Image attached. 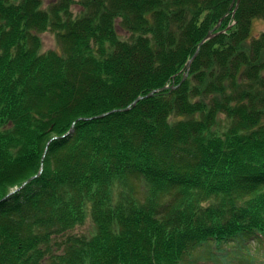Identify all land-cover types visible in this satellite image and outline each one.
Returning <instances> with one entry per match:
<instances>
[{
	"label": "trees",
	"instance_id": "obj_1",
	"mask_svg": "<svg viewBox=\"0 0 264 264\" xmlns=\"http://www.w3.org/2000/svg\"><path fill=\"white\" fill-rule=\"evenodd\" d=\"M235 1L0 0V264L264 256V0Z\"/></svg>",
	"mask_w": 264,
	"mask_h": 264
},
{
	"label": "rangeland",
	"instance_id": "obj_2",
	"mask_svg": "<svg viewBox=\"0 0 264 264\" xmlns=\"http://www.w3.org/2000/svg\"><path fill=\"white\" fill-rule=\"evenodd\" d=\"M55 0H41V6L44 9H49V7L52 5V3H54ZM234 4V5H233ZM237 0L235 1V3L233 2L232 5L230 6V12L231 13V17L230 15L228 16L226 14V25L231 26L235 23V21L233 20V14L235 12V9L237 7ZM71 12L73 16L79 15L82 12V7L79 3L74 2L71 6ZM120 21L121 18H117L116 19V30L117 33L119 35V37L121 39H130V32L126 31L124 28L121 27L120 25ZM221 23V21H220ZM217 25V24H216ZM220 26V25H219ZM218 26V27H219ZM217 27V28H218ZM216 29V28H215ZM212 30V29H211ZM225 30H223L224 32ZM214 29L212 31V35H213ZM264 32V17H255L252 20V25H251V32H250V39L259 36L261 33ZM211 37V36H210ZM209 37V38H210ZM40 49L42 51H48V50H55L58 52H63L62 51V45L60 43V40L58 38L57 35V31L54 29H48L46 31H43L40 33ZM186 69L187 65H186ZM184 76L182 79H184L187 76V70L185 72H183ZM229 124V121L225 118V115L223 114H219L218 115V122L217 125L215 126L216 130H218L219 132H221L223 129H225V127ZM13 189V188H12ZM93 231V223L90 220H86L83 224H78L76 225L72 230H70L68 233L69 234H77V235H89L91 232ZM59 240H62V237H59ZM251 250L252 253L255 255L256 257V261H254V264H264V261H261L264 259V256L261 255L260 251H256L254 249L255 244L254 242H251ZM257 249V248H256ZM207 250L204 247H198L195 249V251L193 252V256L196 257L197 259L199 258H203L200 261L203 262L202 264H211L210 261L208 259H206L207 256ZM192 263L189 260H185L184 264H190Z\"/></svg>",
	"mask_w": 264,
	"mask_h": 264
},
{
	"label": "water",
	"instance_id": "obj_3",
	"mask_svg": "<svg viewBox=\"0 0 264 264\" xmlns=\"http://www.w3.org/2000/svg\"><path fill=\"white\" fill-rule=\"evenodd\" d=\"M238 1H239V0H237V3H238ZM219 25H220V22H218L217 25H216L213 29L217 28ZM213 29L210 30V31L207 33V35L205 36V38H204L200 43H202L205 39H207V38H209L210 36H212V31H213ZM197 51H198V49L195 51V53L193 54V56L188 60V62H187V68H189V65H190L192 59L194 58V56L197 54ZM165 87H167V86H164L163 88H165ZM171 87H173V86H171ZM163 88H162V89H163ZM157 91H158V89H154V90L148 92V93L145 94V95H139V96H137V97H136V98H135V99H134L129 105L125 106L124 108L118 109V110H124V111L129 110V109L131 108V106H133V105H135V104L137 103L138 100H140V99H142V98H145V97H149V96L153 95L154 93H156ZM111 111H114V110H111ZM111 111H109V112H111ZM109 112H104V113H101V114L96 115V116H94V117H101V116H104V115L108 114ZM16 189H18V188H15V189L11 190L8 194H6V195L3 197V199L6 198L9 194L13 193Z\"/></svg>",
	"mask_w": 264,
	"mask_h": 264
}]
</instances>
